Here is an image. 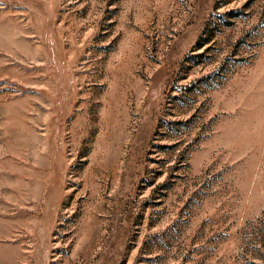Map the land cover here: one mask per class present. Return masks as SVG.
<instances>
[{"label":"rangeland","instance_id":"374dc122","mask_svg":"<svg viewBox=\"0 0 264 264\" xmlns=\"http://www.w3.org/2000/svg\"><path fill=\"white\" fill-rule=\"evenodd\" d=\"M0 264H264V0H0Z\"/></svg>","mask_w":264,"mask_h":264}]
</instances>
